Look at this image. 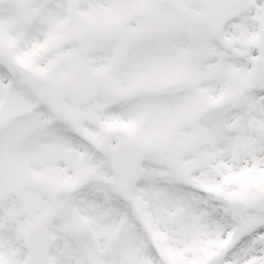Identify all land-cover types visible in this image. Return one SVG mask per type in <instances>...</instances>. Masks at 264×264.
<instances>
[{
  "label": "snow or ice",
  "instance_id": "1",
  "mask_svg": "<svg viewBox=\"0 0 264 264\" xmlns=\"http://www.w3.org/2000/svg\"><path fill=\"white\" fill-rule=\"evenodd\" d=\"M0 264H264V0H0Z\"/></svg>",
  "mask_w": 264,
  "mask_h": 264
}]
</instances>
